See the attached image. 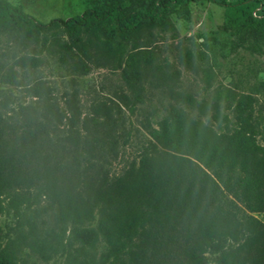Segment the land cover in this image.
<instances>
[{
	"label": "trees",
	"instance_id": "1",
	"mask_svg": "<svg viewBox=\"0 0 264 264\" xmlns=\"http://www.w3.org/2000/svg\"><path fill=\"white\" fill-rule=\"evenodd\" d=\"M202 1L224 10L226 30H243L264 45V14H252L264 0H106L46 24L0 0V32L30 45L46 30L59 31L47 48L60 63L82 75L124 63L138 79L195 109L203 104L174 90L173 74L140 42L151 41L156 29L174 32L172 16L188 20L189 5ZM182 61L195 67L188 52ZM16 63L32 68L42 62L26 56ZM202 71L210 83L211 72ZM260 90L264 95V81ZM31 93L39 107L0 108V216L12 211L25 225L0 245V264H15L24 248L42 261L65 249V264H97L95 232L68 237L69 223L91 222L96 206L108 264H207L209 253L216 254L215 264H264V223L256 217L264 213V145L258 141L264 142V120L255 116L254 96L217 91L208 103L219 132L172 108L147 127L150 141L137 169L109 177L104 165L116 154L118 137L125 144L129 136L116 133L111 106L101 102L80 121L73 95L64 94L61 109L42 83ZM120 100L132 110L125 96ZM220 106L233 112L230 128L221 124L229 118ZM63 125L68 132L57 136Z\"/></svg>",
	"mask_w": 264,
	"mask_h": 264
},
{
	"label": "rangeland",
	"instance_id": "2",
	"mask_svg": "<svg viewBox=\"0 0 264 264\" xmlns=\"http://www.w3.org/2000/svg\"><path fill=\"white\" fill-rule=\"evenodd\" d=\"M23 12L33 16L41 23L53 19L66 20L80 15L94 6H103L106 0H6ZM237 2L240 0H225ZM129 0H123L128 5ZM190 18L178 19L172 16L174 32L156 29L151 41L140 42L141 46L151 49L160 64L161 70L173 74V89L184 92L203 104L201 108H186L173 100L166 90L152 87L147 80H140L129 73L124 63L110 66L91 67L88 74L76 72L70 64L64 65L47 48L56 30H46L39 40L23 45L14 37L0 32V108L7 109L18 105L31 104L39 107L40 99L34 98L31 87L42 83L57 100L61 109L65 108L64 94L73 95L80 112V121H88L93 106L106 103L111 106L116 119V133L126 134L127 141L118 137L116 154L109 157L104 170L109 177L120 176L130 168L137 169L139 155L150 141L148 126L165 117L172 108L183 109L192 120L200 121L216 132L218 125L214 120L213 100L218 90L228 89L236 95L251 94L256 99L255 116L264 120V95L260 83L264 81V45L256 43L248 32L240 29L226 30L223 27L224 10L210 2L202 1L189 5ZM253 16L264 14V2L253 10ZM185 52L190 53L194 68L182 61ZM33 56L41 60L38 67H26L16 63L21 57ZM211 72V81H204L202 70ZM125 96L131 111L123 105L120 98ZM114 103V104H113ZM229 120H221L222 126L231 127L234 120L232 110L219 108ZM68 127L63 125L57 136L65 135ZM259 143L264 142L259 139ZM89 158H82V165ZM28 214L22 210L23 217ZM256 217L264 223V213ZM25 229L22 219H17L12 211L0 216V245ZM68 237L81 230H92L97 238L93 254L97 264L110 261L109 246L99 230V214L95 208L94 219L83 225L69 223ZM66 251L42 261L28 248H24L14 259L15 264H65ZM215 253L208 254L207 264H215Z\"/></svg>",
	"mask_w": 264,
	"mask_h": 264
}]
</instances>
